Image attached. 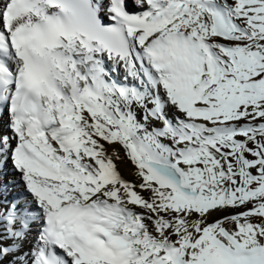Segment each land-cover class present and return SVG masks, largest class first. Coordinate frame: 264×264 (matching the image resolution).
Here are the masks:
<instances>
[{
	"label": "snow or ice",
	"instance_id": "snow-or-ice-1",
	"mask_svg": "<svg viewBox=\"0 0 264 264\" xmlns=\"http://www.w3.org/2000/svg\"><path fill=\"white\" fill-rule=\"evenodd\" d=\"M0 264H264V0H0Z\"/></svg>",
	"mask_w": 264,
	"mask_h": 264
},
{
	"label": "bare ground",
	"instance_id": "bare-ground-1",
	"mask_svg": "<svg viewBox=\"0 0 264 264\" xmlns=\"http://www.w3.org/2000/svg\"><path fill=\"white\" fill-rule=\"evenodd\" d=\"M119 75H122V73H120ZM116 150H118L120 152L121 157H124L125 153L122 149V146L120 145H116ZM117 165H118V169L121 172V174L126 178V179H133V172H134V166L131 165V163L127 160H121V161H117ZM7 173H8V178H10L9 180L6 179V181H13L15 179L14 174L12 173V169H11V165L9 164L7 169H6ZM11 195L12 196H18V195H24L23 193V189L19 186L16 185L14 188L11 189Z\"/></svg>",
	"mask_w": 264,
	"mask_h": 264
},
{
	"label": "rangeland",
	"instance_id": "rangeland-1",
	"mask_svg": "<svg viewBox=\"0 0 264 264\" xmlns=\"http://www.w3.org/2000/svg\"><path fill=\"white\" fill-rule=\"evenodd\" d=\"M227 214H228V212H224V211L216 212V213H214L213 217H211L210 219L221 218Z\"/></svg>",
	"mask_w": 264,
	"mask_h": 264
}]
</instances>
